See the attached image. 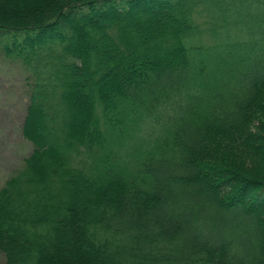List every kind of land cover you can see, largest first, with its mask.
I'll list each match as a JSON object with an SVG mask.
<instances>
[{
	"label": "trees",
	"instance_id": "obj_1",
	"mask_svg": "<svg viewBox=\"0 0 264 264\" xmlns=\"http://www.w3.org/2000/svg\"><path fill=\"white\" fill-rule=\"evenodd\" d=\"M0 50V264H264V0H0Z\"/></svg>",
	"mask_w": 264,
	"mask_h": 264
},
{
	"label": "rangeland",
	"instance_id": "obj_2",
	"mask_svg": "<svg viewBox=\"0 0 264 264\" xmlns=\"http://www.w3.org/2000/svg\"><path fill=\"white\" fill-rule=\"evenodd\" d=\"M26 73L19 63L6 59L0 50V185L33 147L21 132L25 112L22 83Z\"/></svg>",
	"mask_w": 264,
	"mask_h": 264
}]
</instances>
